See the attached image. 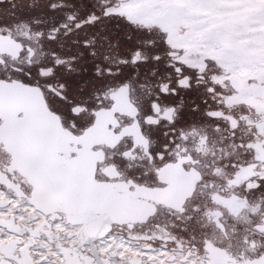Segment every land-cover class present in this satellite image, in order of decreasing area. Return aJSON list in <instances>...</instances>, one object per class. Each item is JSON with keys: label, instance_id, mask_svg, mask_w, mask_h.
Here are the masks:
<instances>
[{"label": "snow or ice", "instance_id": "1", "mask_svg": "<svg viewBox=\"0 0 264 264\" xmlns=\"http://www.w3.org/2000/svg\"><path fill=\"white\" fill-rule=\"evenodd\" d=\"M0 264H264V0H0Z\"/></svg>", "mask_w": 264, "mask_h": 264}]
</instances>
